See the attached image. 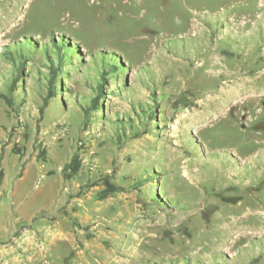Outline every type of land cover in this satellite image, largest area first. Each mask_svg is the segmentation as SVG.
Returning <instances> with one entry per match:
<instances>
[{
    "label": "rangeland",
    "instance_id": "rangeland-1",
    "mask_svg": "<svg viewBox=\"0 0 264 264\" xmlns=\"http://www.w3.org/2000/svg\"><path fill=\"white\" fill-rule=\"evenodd\" d=\"M0 264H264V0H0Z\"/></svg>",
    "mask_w": 264,
    "mask_h": 264
},
{
    "label": "trees",
    "instance_id": "trees-1",
    "mask_svg": "<svg viewBox=\"0 0 264 264\" xmlns=\"http://www.w3.org/2000/svg\"><path fill=\"white\" fill-rule=\"evenodd\" d=\"M53 95H54V93L51 90V96H53ZM106 183H107V185L109 187L108 192L112 193V192L117 191L118 188H117V186L115 184L111 183L109 180H106Z\"/></svg>",
    "mask_w": 264,
    "mask_h": 264
},
{
    "label": "bare ground",
    "instance_id": "bare-ground-1",
    "mask_svg": "<svg viewBox=\"0 0 264 264\" xmlns=\"http://www.w3.org/2000/svg\"><path fill=\"white\" fill-rule=\"evenodd\" d=\"M241 99V98H240ZM239 236V235H238Z\"/></svg>",
    "mask_w": 264,
    "mask_h": 264
}]
</instances>
